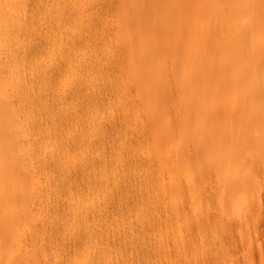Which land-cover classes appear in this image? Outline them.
Listing matches in <instances>:
<instances>
[{
  "label": "rangeland",
  "instance_id": "rangeland-1",
  "mask_svg": "<svg viewBox=\"0 0 264 264\" xmlns=\"http://www.w3.org/2000/svg\"><path fill=\"white\" fill-rule=\"evenodd\" d=\"M170 1L161 28L145 0H0V119L18 66L62 114L0 176V264H264V157L226 193L200 158L218 63L237 106L264 90V0Z\"/></svg>",
  "mask_w": 264,
  "mask_h": 264
},
{
  "label": "bare ground",
  "instance_id": "bare-ground-1",
  "mask_svg": "<svg viewBox=\"0 0 264 264\" xmlns=\"http://www.w3.org/2000/svg\"><path fill=\"white\" fill-rule=\"evenodd\" d=\"M145 1L148 2V4L146 3L144 8L141 6L145 12L144 14L148 13L147 15L149 16L158 15L156 18L161 19L159 15L163 17L164 11L165 14L166 11L169 13L167 7L164 6L165 0ZM172 1L177 5V0ZM164 21L165 20L161 19V28L164 27ZM14 69L8 73V75L12 76L13 79L5 84L7 88L10 87L9 89L11 91L5 94L6 103L3 105L4 114L7 113L6 119H0V176H17L21 174V172L25 174L23 170L30 173V170L28 171L29 168L24 164V162L27 158L30 160L36 156L34 151L38 143L37 141V144L35 143L34 133L38 129L45 127L48 123L57 122L61 119L62 115L60 110H58V107L54 105V100L56 98V96L53 95L54 87H51L46 91H42L41 81L43 77H46L47 72L33 73L32 71L31 74H27V71L23 67L21 69V67L18 66L16 70ZM143 69L145 72L142 79H144L146 83L147 63H145V61ZM231 73L232 70L229 63H218L215 71L216 89L214 88L215 90H213L211 94V97L212 95L214 96L213 101L215 102V106L213 107L214 110L212 112L213 115L210 117L211 119H207L210 121L208 122L210 124L208 126L206 124L200 134V158H202V161L207 160L208 162V164H205L202 168V173L205 171L206 173H213L212 175L215 174L216 181L218 180L219 182L222 181L224 183L225 188L222 189L225 193L229 190V184H235V182L239 180L243 183V185H241L243 187L242 189H245V183L248 181L250 182L246 184L250 185V187L254 189V186H256V184H252L256 181H254V179L257 178L258 175L263 174H257V172H263L264 169H259L261 167L260 165H262L261 163L264 161H261L264 157V115L261 113L259 115L248 114L249 117L245 119L247 114L244 112L251 104H255L257 99L263 95L264 90L261 93H255L256 99L253 100L252 92L246 88L245 84L242 87L243 92L240 96L242 97L243 95L244 103L240 107L237 106L230 99L233 89L232 86L237 84L232 78ZM2 78L5 79L4 75ZM242 78L247 82V80L243 77V74ZM245 88L247 90H245ZM146 89L147 88L145 87V91ZM247 96L248 99H246ZM201 103L204 104V102ZM205 104L208 105V103ZM40 108H46L49 110V113L47 115H43L44 113L42 115L38 114V116L36 113L35 115L31 114V112L39 111ZM21 122L22 124H26L27 128L20 127ZM28 122L33 125H29L30 123ZM257 164L259 165L257 166ZM246 168L250 171V176L244 175L245 178H243L244 176H241V179L239 180L232 178L234 177L232 176L234 170L246 172ZM208 176L206 175V177ZM213 177L211 176V178ZM251 178L253 180H250ZM233 179L236 181L233 182ZM218 181L216 185L219 184ZM222 184L219 185L222 186ZM239 189H241V187ZM196 221L198 222V220Z\"/></svg>",
  "mask_w": 264,
  "mask_h": 264
}]
</instances>
